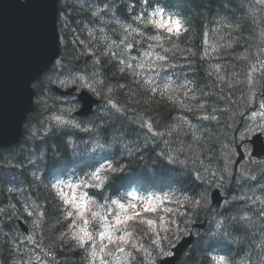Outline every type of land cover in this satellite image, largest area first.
<instances>
[{
  "label": "trees",
  "instance_id": "16d2710c",
  "mask_svg": "<svg viewBox=\"0 0 264 264\" xmlns=\"http://www.w3.org/2000/svg\"><path fill=\"white\" fill-rule=\"evenodd\" d=\"M77 1L68 7V14L87 46L67 39L63 60L88 72L94 81H103L95 85L104 103L94 115L79 121L81 128L91 131L57 127L49 115L61 111L62 100L51 90L49 80L38 82L39 102L27 120L22 141L0 155V261L9 264L13 257L10 241L17 230V209L12 203L16 202L21 213H31L28 219L46 245L52 246L59 264H82L85 249L71 237V220L45 182L53 177L84 175L94 168L88 159L94 154L124 168L123 172H108L101 189L90 188L99 198L132 188L143 193H172L173 218L165 247L188 233L193 222L211 217L179 264H213L211 254L223 251L229 264H264V205L254 200L257 193H264V161L252 166L244 176L248 183L242 187L232 188L230 177L234 130L250 104L256 108L264 101V6L256 0ZM154 5L179 15L190 29L167 45L162 52L166 60L143 68L138 65H145L144 61H132L135 70H130L119 60L111 42L109 31L114 22L109 20L129 23L137 11ZM106 11L110 15L104 18L107 22L98 23ZM93 20L97 23L93 28L103 36L98 41L89 31ZM51 73L56 78L62 74L60 69ZM149 78L159 91L153 92L145 82ZM166 84L170 87L165 88ZM109 100L120 111L112 108ZM212 115L218 119L204 118ZM148 121L151 130L144 126ZM101 144L120 152L97 147ZM215 186L228 189L231 198L217 211L210 204ZM185 197L201 200L202 206L176 203ZM131 224H141L129 229L136 228L137 236L152 243L145 219L137 218ZM132 241L120 244L126 251L119 264H147L139 251L140 241ZM120 245L110 246L115 249Z\"/></svg>",
  "mask_w": 264,
  "mask_h": 264
},
{
  "label": "water",
  "instance_id": "95a60500",
  "mask_svg": "<svg viewBox=\"0 0 264 264\" xmlns=\"http://www.w3.org/2000/svg\"><path fill=\"white\" fill-rule=\"evenodd\" d=\"M58 0H0V147L19 140L23 122L33 108L32 83L49 67L59 52L56 28ZM72 89L68 90L71 92ZM84 106L78 112H92L94 97L79 95ZM254 154L263 155L261 139L255 141ZM216 204L223 200L213 192ZM187 240L162 264H174L187 246Z\"/></svg>",
  "mask_w": 264,
  "mask_h": 264
},
{
  "label": "snow or ice",
  "instance_id": "6c2138e0",
  "mask_svg": "<svg viewBox=\"0 0 264 264\" xmlns=\"http://www.w3.org/2000/svg\"><path fill=\"white\" fill-rule=\"evenodd\" d=\"M147 2H148V0H144V3H147ZM262 2H264V0H262ZM163 12H164L163 9H157L155 12L152 13V16L160 17V19H147V20H145L142 15H138L136 17V20L140 21L141 23H146L147 25H153L157 28L165 29L166 32L169 33L170 35L174 34L176 36H179L182 31H186V29L183 28V25L181 24L180 20H172L170 18L165 20L163 17ZM152 39L161 40V39H163V37L153 36ZM145 55H149V53H146ZM157 59L166 60L167 57L158 56ZM138 67L143 68V67H145V65L143 63H141L138 65ZM127 68L130 70H133V71L135 70L133 65H131V64H128ZM81 79H83V78L81 77ZM145 82L152 88L153 92L159 91L158 87L153 86L155 82L151 78H149ZM95 84H101L102 85L103 81H100L99 79H97L96 81H94L93 84L85 83L84 87L90 89L91 91H96V88L94 87ZM164 87L168 88V87H170V85L166 84ZM108 91L111 92L112 89L109 88ZM187 94L188 93L185 92V95H187ZM108 104H110L111 107L115 108L117 111H120V109L117 107L116 103L113 102L112 100H109ZM204 118L205 119H213V120L218 119V117H216L215 115L205 116ZM53 119H54L57 127H67V128H72V129L84 131V132L91 131V129H89V128H81V125L79 123H77L75 120L65 119L63 116H60V115L53 117ZM144 126L147 127L149 130H151L153 125L150 121H148L145 123ZM50 130H51V128L46 129V131H50ZM97 147H102V145H97ZM161 155H163V153H161ZM168 159L171 160L172 158L168 157ZM123 170H124L123 166L118 167V166L114 165L112 161L108 160V161H105L104 164H102L100 167L96 168L93 172H91L90 176L94 181H96L95 187L96 188H102L104 185V180L107 179V173L108 172L118 173V172H123ZM101 171H103L105 173V175L103 177L101 176ZM196 176L198 179L200 178L199 173H197ZM82 184H83V182H81V184H77V185H73V184L69 183V184H66L63 186H61V185H54L53 186V187H55L57 194L60 196V198L62 200H64L65 204L69 205L72 209L77 210L76 214L81 216V217H83L84 209L88 205V201L85 199V197L87 196V193L82 194L79 198V201H78L77 199H75V189L82 186ZM88 186L92 187V185H88ZM64 188L73 189V196L70 197L68 195V193L64 191ZM128 195H130L133 198V200H140L141 201V205L139 206L140 210L139 211L135 210L138 207L137 204L130 203L129 207L131 209H133V211L131 213H129L128 208H126L124 203H121L117 200L112 201V204L116 205L121 210V212L115 216V224H107L106 225V227H109L112 229V232L106 231V232L101 233L102 237L107 238L108 244H113L115 242L113 239L112 233L116 232L117 230H120L121 228H123L125 230V235L119 236L116 239L127 244L129 242V237L131 236V233L127 232L126 226L129 224V222H132V221L136 220L137 218L143 217V215L145 213H156L161 208L163 209V211L165 213H169V214L173 213L172 208L165 207L166 202H172V194L139 197L137 195V193L132 192V193H129ZM201 199H203L206 202V198L202 197ZM184 202H187L192 208L202 206L201 200L191 201L187 197H185V201H183V202L182 201H176V203H181V204ZM101 207H103V205H101ZM40 214L43 215V213H40ZM29 215H31V213H29ZM92 215L94 217H97V216H100V213L99 212H93ZM67 216L68 217L73 216V211H68ZM100 218L105 222L108 221L107 215L100 216ZM84 223L87 224L88 221L84 220ZM147 223H148V225L151 226L150 231L156 233L157 232L156 222L149 219V220H147ZM219 226L220 225L218 224L217 227H219ZM167 230L168 229L165 228V231H167ZM80 233H83V234L81 235ZM74 239H76L80 243L81 246H84V244L92 241L93 237L86 229L81 228L80 232L74 236ZM154 243L158 244L159 241H154ZM107 246L108 245H105L104 248L100 249V251L101 252L105 251ZM133 247H135V245H133ZM119 251L124 252V249L120 248ZM98 254L99 253H97L96 251L92 252L93 257H96ZM167 254L171 255V253H167ZM108 255H111V253H108ZM37 259H39V257H37ZM101 264H107V261L102 259ZM214 264H227V259L224 256H220L214 261Z\"/></svg>",
  "mask_w": 264,
  "mask_h": 264
},
{
  "label": "rangeland",
  "instance_id": "374dc122",
  "mask_svg": "<svg viewBox=\"0 0 264 264\" xmlns=\"http://www.w3.org/2000/svg\"><path fill=\"white\" fill-rule=\"evenodd\" d=\"M155 12V11H154ZM163 17L165 20L167 19H172V20H177L171 16H168V15H165L163 13ZM151 19H160V17H154V16H151ZM124 38H127V37H124ZM250 128L253 131L257 130V129H264V101H263V104H262V107L252 116V119H251V123H250ZM73 184V185H77V183H73V182H70V181H64V182H57L55 185H66V184ZM64 191L68 193V195L70 197L73 196V189L71 188H64ZM84 189L82 188V186L80 188H76L75 189V199H77L79 201V198L82 194H84ZM85 199L88 201V199L85 197ZM64 202V200H63ZM65 203V202H64ZM131 203H135L138 205L137 209H135L136 211L138 209H140V205H141V201L140 200H137V201H132ZM128 208V212L131 213L133 211V209H131L129 207V205L126 207ZM107 232H111L109 227H107L106 229ZM105 231V232H106ZM102 242L103 244H106L107 242V238L106 237H102Z\"/></svg>",
  "mask_w": 264,
  "mask_h": 264
},
{
  "label": "bare ground",
  "instance_id": "6f19581e",
  "mask_svg": "<svg viewBox=\"0 0 264 264\" xmlns=\"http://www.w3.org/2000/svg\"><path fill=\"white\" fill-rule=\"evenodd\" d=\"M262 104H263V102H261L259 106H261Z\"/></svg>",
  "mask_w": 264,
  "mask_h": 264
}]
</instances>
